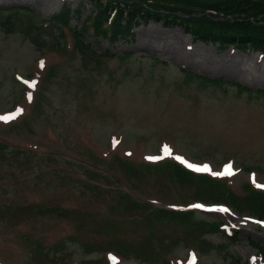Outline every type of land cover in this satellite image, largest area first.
<instances>
[{"label": "rangeland", "instance_id": "obj_1", "mask_svg": "<svg viewBox=\"0 0 264 264\" xmlns=\"http://www.w3.org/2000/svg\"><path fill=\"white\" fill-rule=\"evenodd\" d=\"M64 5L0 0V264H263V54L155 20L63 47Z\"/></svg>", "mask_w": 264, "mask_h": 264}, {"label": "trees", "instance_id": "obj_2", "mask_svg": "<svg viewBox=\"0 0 264 264\" xmlns=\"http://www.w3.org/2000/svg\"><path fill=\"white\" fill-rule=\"evenodd\" d=\"M82 1H85L86 5H93L94 9L87 24L82 28L78 31L70 28L78 38V49L80 45L85 48L83 38L86 32L97 37L105 36L111 40H118L120 36L130 34L140 23L155 20L168 25L184 26L187 33L197 41L212 42L222 48L254 49L264 54V0ZM70 12L69 5H65L62 12L52 20L59 24L62 38L67 37L65 28L68 24L64 22L68 20ZM179 171L192 174L183 168ZM201 177L209 179L206 175ZM246 189L249 190L248 187ZM228 192L232 195L231 191ZM256 195H259L258 192L249 190L250 198L261 199ZM211 227L222 232V223L219 221L212 223ZM250 244L258 251L264 262V243L250 241Z\"/></svg>", "mask_w": 264, "mask_h": 264}]
</instances>
